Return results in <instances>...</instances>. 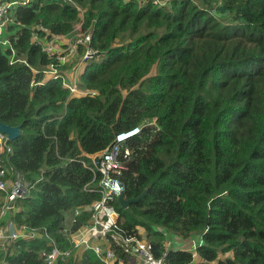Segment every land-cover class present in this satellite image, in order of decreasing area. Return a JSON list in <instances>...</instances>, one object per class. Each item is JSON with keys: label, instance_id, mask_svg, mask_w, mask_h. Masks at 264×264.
Instances as JSON below:
<instances>
[{"label": "trees", "instance_id": "obj_1", "mask_svg": "<svg viewBox=\"0 0 264 264\" xmlns=\"http://www.w3.org/2000/svg\"><path fill=\"white\" fill-rule=\"evenodd\" d=\"M9 1L0 121L20 135L0 151V164L26 188L12 222L40 234L6 244V263L46 264L41 250L67 248L65 215L79 209L69 231L77 234L100 197L90 155L154 120L124 144V197L147 191L126 208L114 200L115 231L144 238L170 264H264V0ZM217 6L225 15L212 13ZM40 26L48 38L90 33L94 54L77 86L94 94L72 96L63 86L76 60L59 63L32 42L33 32L44 35ZM50 64L56 76L46 78ZM163 230L201 234V261L166 250ZM82 251L55 264H105ZM115 257L136 264L119 247Z\"/></svg>", "mask_w": 264, "mask_h": 264}, {"label": "built area", "instance_id": "obj_2", "mask_svg": "<svg viewBox=\"0 0 264 264\" xmlns=\"http://www.w3.org/2000/svg\"><path fill=\"white\" fill-rule=\"evenodd\" d=\"M72 1V0H66ZM139 3L150 1L152 4L163 6L169 0H135ZM11 1L0 0V42L7 44L6 37H2L5 32V28L9 22L8 9L11 6ZM40 32H44V35H40L38 32H33L31 40L32 42L41 45L42 49L49 57H54L59 63H65L70 61L78 54V45L81 44L85 47L83 56L79 57L80 64L84 65L86 58L92 56L94 51L89 48L88 43L90 41V33H75L72 42L67 46L58 49L57 43L54 41V35L48 38V30L45 27L37 28ZM81 65V66H82ZM48 73L50 77L56 76V69L52 64L48 65ZM63 80V78H62ZM63 86H65L72 96H81L88 93L94 94L95 92L79 90L77 83L66 82L63 80ZM154 120H151L145 124H152ZM145 124H139L137 126L130 127L126 130L120 131L114 135L112 142L103 151L90 155L91 158L99 156V166L95 168L100 173V179L97 183V189L100 193V197L94 200L86 209L90 211V217L85 223L84 227L77 234L69 233L70 228L64 232L69 238V246L67 248H59L56 245H52L51 248L40 251V255L43 257L46 264H55L59 259L64 260L75 255V250L78 247H82L83 250H92L97 258L102 260L105 264H120L121 259L118 261L115 257V247H119L128 257H130L136 264H170L164 254L162 256H156L149 244L144 238H139L136 235L124 236L115 231L118 212L114 207V200L118 197L121 191L124 192V183L121 179L122 171L125 168V160L129 157L130 152L124 144L134 136L138 135ZM7 137L0 133V151L5 149L8 151L10 148L7 145ZM94 162V161H93ZM8 172L0 164V192L4 193V200L0 206V218L8 214L13 210V203L17 198L24 196L26 188L20 179L9 182L7 178ZM79 213V209H76L75 215ZM74 222V220H73ZM40 233L35 229L25 230L20 229L19 232L10 229V226L0 225V242L4 245L11 241H15L18 238H31L38 236ZM142 235V232H139ZM176 238H182L177 234H174ZM163 244L166 248H171L173 243V233L163 230ZM192 239L193 248L188 249L193 252L194 261L199 262L201 260L196 259L195 248L198 244H201V234H193L188 238H185L187 242ZM187 250V249H186ZM203 261V260H202ZM207 264H218L217 260L209 261Z\"/></svg>", "mask_w": 264, "mask_h": 264}, {"label": "crops", "instance_id": "obj_3", "mask_svg": "<svg viewBox=\"0 0 264 264\" xmlns=\"http://www.w3.org/2000/svg\"><path fill=\"white\" fill-rule=\"evenodd\" d=\"M124 1H127V0H124ZM78 27L79 26H77V28ZM74 36H75V33L71 37L70 36L58 35L57 37H55L54 41L58 44L57 45L58 49H61V48L65 47V46H67L70 42H72V39H73ZM77 56H78V54L69 61V62H72V61H75L76 60V62H75L76 64L74 63L75 65H73L71 68H68L65 71L63 80H65L66 82H75V83H77L78 82L79 75L81 74V72L84 69L85 64L82 65V66H80V67H77L80 64L78 62V60H77ZM45 76H46V78H49L50 77L49 74H46ZM11 180H13V179H11ZM9 182H11V181L9 180ZM0 195H3V193H0ZM17 210L18 209H16L15 207H13V210L11 212H9L8 214H6L3 217H1L0 218V225H4V226L9 225L11 230L16 231V232H19L20 229L18 227H16V225L11 220V215L15 211H17ZM141 231H144V230L141 228ZM172 237H173V243H172V246L171 247H173L174 249L179 248V247L174 246V242H175V239H176L174 233H173V236ZM5 247H6V245H4V244H2L0 242V264H7L6 261H5V259H4V257H3L4 251H5ZM179 249H182V248H179ZM82 250H83L82 247H78L75 250V253H74L75 254V258L76 257L77 258L80 257L81 253L83 252ZM224 257L225 256L223 254H221L219 256V259L220 258H224Z\"/></svg>", "mask_w": 264, "mask_h": 264}, {"label": "water", "instance_id": "obj_4", "mask_svg": "<svg viewBox=\"0 0 264 264\" xmlns=\"http://www.w3.org/2000/svg\"><path fill=\"white\" fill-rule=\"evenodd\" d=\"M217 10H219V11H217ZM212 13L215 16L220 17L222 15H225L226 12H224V6H217L216 9H214L212 11ZM0 133L6 135L7 140L11 141L20 135V127L4 124L3 122L0 121ZM93 161H94L95 166L98 167L99 166V156H96L93 159ZM146 191H147L146 189L143 190V192L139 196H137L135 198H131V199H126L124 197V192L121 191L117 197V200H118L119 204L121 205V207L126 208L131 203L141 200L144 197Z\"/></svg>", "mask_w": 264, "mask_h": 264}, {"label": "rangeland", "instance_id": "obj_5", "mask_svg": "<svg viewBox=\"0 0 264 264\" xmlns=\"http://www.w3.org/2000/svg\"><path fill=\"white\" fill-rule=\"evenodd\" d=\"M74 34V32L72 33V34H70L69 36L71 37L72 35ZM76 35V34H75ZM5 36V34L3 33V35H2V37H4ZM5 47V46H4ZM77 60H78V62H79V57L77 56ZM69 61H66L65 62V64H67ZM80 63V62H79ZM82 64H79L77 67H80ZM73 69V68H72ZM46 74H48V73H46ZM8 180H10L11 182H13L12 180H11V178H8ZM3 200H4V194L3 195H0V206H1V203L3 202ZM74 216H75V212L74 213H71V212H68L66 215H65V218H64V221H63V225H62V231L63 232H66L69 228H70V226H71V224H72V222H73V220H74ZM143 234H144V232L143 231H141ZM73 235V234H72ZM74 236V235H73ZM174 246H176V247H179V248H182V249H192L193 248V243H192V239H189L187 242L185 241V239L184 238H176L175 239V242H174ZM225 257L226 256H231V252H226V253H224L223 254Z\"/></svg>", "mask_w": 264, "mask_h": 264}]
</instances>
